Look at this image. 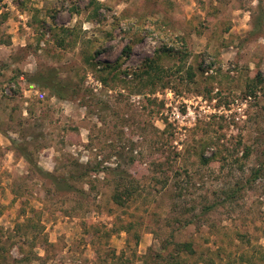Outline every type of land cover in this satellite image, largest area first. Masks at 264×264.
<instances>
[{
	"label": "rangeland",
	"instance_id": "374dc122",
	"mask_svg": "<svg viewBox=\"0 0 264 264\" xmlns=\"http://www.w3.org/2000/svg\"><path fill=\"white\" fill-rule=\"evenodd\" d=\"M0 264H264V0H0Z\"/></svg>",
	"mask_w": 264,
	"mask_h": 264
},
{
	"label": "trees",
	"instance_id": "16d2710c",
	"mask_svg": "<svg viewBox=\"0 0 264 264\" xmlns=\"http://www.w3.org/2000/svg\"><path fill=\"white\" fill-rule=\"evenodd\" d=\"M131 51H132V47L130 45H127L123 50L124 54H122L123 55L122 57L125 56L126 58H128L130 56ZM164 51L167 52L166 49H164ZM168 51L173 52L174 50L169 49ZM122 57L117 59L115 63H106L105 66L101 67L100 70L107 71V74L100 78V81L102 82L103 85L108 86L111 80H118L123 84L138 82L141 85L140 86L141 89L146 88L149 85H154L155 83L165 85V76H169L168 75L169 71L168 69H165L164 66L161 65L160 63L161 56L157 55V57L148 58L140 68L138 67L132 70L130 68L123 67L122 65L123 62H120L122 60ZM182 57L184 58L185 55H182ZM187 73L189 79L191 80L194 79L195 72L192 69V67L188 68ZM52 75H53L52 73L41 74L36 78H31L30 81L36 84H40L43 87L50 88L55 93V95L61 99L69 98V96L74 97L76 90L77 91L79 90L78 86L73 87L71 84H66L62 80H59ZM129 76L131 78H129ZM152 88H153L152 91L155 90L154 87ZM22 154L27 159L28 162L33 164L35 167L39 168L38 164L34 161L33 157L31 156L30 153H28L26 149L25 151H23ZM204 161L207 162L208 159L204 158ZM45 174L51 175L50 172H45ZM125 179H127V177L122 175V173H119V177L118 179H116L117 182L115 184L113 200L115 203L119 205L126 204L127 200L130 199L137 191V187L134 188L133 180L126 182ZM253 179H255V177ZM58 181L57 179H54L55 183H57ZM236 192H238V190L236 191L234 190L231 194H229L228 195L229 198L234 197ZM219 202L220 201H215L214 203L205 206L204 212L215 208L219 204ZM178 246L180 247V251L183 250L184 252H193L192 245L188 242L180 243L178 244Z\"/></svg>",
	"mask_w": 264,
	"mask_h": 264
}]
</instances>
